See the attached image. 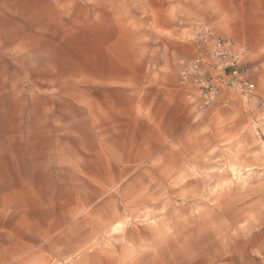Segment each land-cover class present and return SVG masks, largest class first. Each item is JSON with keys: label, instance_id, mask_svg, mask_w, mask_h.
<instances>
[{"label": "rangeland", "instance_id": "obj_1", "mask_svg": "<svg viewBox=\"0 0 264 264\" xmlns=\"http://www.w3.org/2000/svg\"><path fill=\"white\" fill-rule=\"evenodd\" d=\"M0 264H264V0H0Z\"/></svg>", "mask_w": 264, "mask_h": 264}, {"label": "built area", "instance_id": "obj_2", "mask_svg": "<svg viewBox=\"0 0 264 264\" xmlns=\"http://www.w3.org/2000/svg\"><path fill=\"white\" fill-rule=\"evenodd\" d=\"M199 63V60H197L196 64ZM225 78H227L228 83L233 85V86H238V87H245L248 90H252L254 85L253 84H248L244 81V75L243 73L239 72L238 70H233L232 72H230L229 75L225 76ZM187 79V73L184 72L183 73V80L186 81ZM242 87V88H243Z\"/></svg>", "mask_w": 264, "mask_h": 264}]
</instances>
